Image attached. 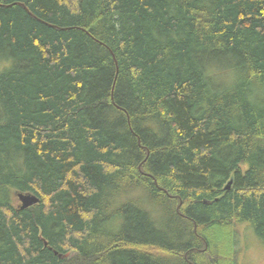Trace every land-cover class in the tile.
<instances>
[{
	"label": "trees",
	"instance_id": "16d2710c",
	"mask_svg": "<svg viewBox=\"0 0 264 264\" xmlns=\"http://www.w3.org/2000/svg\"><path fill=\"white\" fill-rule=\"evenodd\" d=\"M239 223L264 0H0V264H219Z\"/></svg>",
	"mask_w": 264,
	"mask_h": 264
},
{
	"label": "rangeland",
	"instance_id": "374dc122",
	"mask_svg": "<svg viewBox=\"0 0 264 264\" xmlns=\"http://www.w3.org/2000/svg\"><path fill=\"white\" fill-rule=\"evenodd\" d=\"M228 250L217 255L219 264H264V244L246 223L233 226Z\"/></svg>",
	"mask_w": 264,
	"mask_h": 264
},
{
	"label": "water",
	"instance_id": "95a60500",
	"mask_svg": "<svg viewBox=\"0 0 264 264\" xmlns=\"http://www.w3.org/2000/svg\"><path fill=\"white\" fill-rule=\"evenodd\" d=\"M231 182H232L231 180L228 181V183L225 186L226 189L230 188ZM16 196L21 203V208H26L39 201V198L36 195L31 194V193H19L18 192Z\"/></svg>",
	"mask_w": 264,
	"mask_h": 264
}]
</instances>
